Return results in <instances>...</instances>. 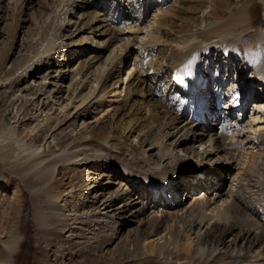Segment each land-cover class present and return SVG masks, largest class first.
I'll list each match as a JSON object with an SVG mask.
<instances>
[{
    "label": "bare ground",
    "instance_id": "6f19581e",
    "mask_svg": "<svg viewBox=\"0 0 264 264\" xmlns=\"http://www.w3.org/2000/svg\"><path fill=\"white\" fill-rule=\"evenodd\" d=\"M30 1L31 0H26L27 4ZM53 1L54 0H44L45 2L44 5L47 8H49L50 4H52ZM55 1L59 5L60 3L64 4L67 2L66 3L67 7L60 9V11L63 12L64 14L65 19L57 18L56 24H53L54 20H49L48 18L44 19L43 21L44 24L45 23L49 24V27L52 28L53 26L58 27L57 28L58 33L56 32L57 33L56 38H45L46 33L41 34L38 31L37 34H41L42 39L43 40L46 39V43L44 44L43 47L41 46L40 48L38 47L36 48V53L33 56L34 60L30 64H27L24 67L23 71L27 69L30 70L31 68H35V70L37 71L38 65L41 64V62L43 61L44 64L42 65V67L44 66V68H50L51 66H56L57 69L59 68L60 70H62L64 67L69 69V63H71V60L74 58V55L81 54L82 51L84 50V49H80V50L77 49L78 47H80L79 44L83 45L82 46L83 48L85 47L84 45H90V43L93 44V42L95 45L94 47H91L92 49L89 52L88 58L83 59V61H81L80 63L78 62L77 65L75 63L76 66L74 65L75 66L74 68H72L71 70L69 69L71 73V80L73 78L75 84H72L69 94H66L65 97H61V95L58 96L56 101L59 100L61 101L58 103L56 108H54L56 101H54L53 99H55V96L60 94L61 88L60 85L58 86L59 80L52 82L50 86L47 85L48 84L47 81L44 82V80L47 79V75L50 74V71L49 73L43 74L42 76L39 77L41 81L39 85H37L36 90L34 89V86H32V84L23 88L24 91L26 90L25 92L26 97L20 101V104L17 105V112L24 108V110L22 111L23 114L22 118H25L26 115L28 114V110L31 109L34 111L36 110L39 111L40 116L43 111L46 112L44 113L43 116L44 118L41 119L40 123L38 122L36 123V125L30 126L28 130H24L20 134H18L17 130H15L14 126L12 125L8 127V129H6L8 137H6L1 141L2 142L4 140L7 141H5L4 145H1L0 147V149H6L3 153L4 155L11 156L12 152L15 150V147L11 148L9 146L15 143H17V146L19 147L25 146L26 147L25 149L28 151L34 152L38 150L43 145L38 144L39 140H37L38 137L37 135H39V133L41 134L42 132H44L45 134L50 133L51 135L55 131H59L57 133L65 135V133H63V131H65V128H63L62 126L69 120V118L74 117V115H76V117L82 115V113L88 111L89 108H91V106L94 104H99V107H102L99 113L104 112V109L113 103L112 100L114 101L115 97L117 98L121 96L120 95L121 92L119 91L121 87L122 88L121 91H124L122 95L123 97L120 98L118 102L119 103L118 107H116L114 111V113H118L123 109L125 105L129 104V102L132 101L133 103L134 97L138 96L144 98L145 94L143 95V87L150 77L148 76L149 72L152 73L151 77L153 78L157 77V79L161 78V80L162 78L166 79L168 85H166L162 89L163 95L165 97H167L168 94L171 95L174 94V92L178 93L179 95L184 94V96H187L189 93L194 92V90L198 88L197 87L198 82L202 83V87L209 86L207 84L203 86L206 77L205 72H203L204 75L200 74V76L196 80L192 78V76L194 75L193 74L194 71L199 72L200 71L199 69L202 70L201 64L199 62L202 63L203 61L199 59L201 57L199 56V50L202 48V45L209 40L205 39L206 40V41L204 40L205 43L203 42L199 43V40L198 41L195 40L196 38L195 36H197L198 33L194 35L193 38H191V36H188V33L185 32L180 33L183 30L182 28H185L187 25L186 23L188 22L185 17L193 14L194 10L197 9L195 6H186V7L179 6L177 5L178 0H173V2L170 3L171 4L170 7L169 6L167 8L165 7L166 10L157 13L156 14L157 16L154 15L155 17L158 18L157 20L155 19L156 23L153 20L154 21L153 23L156 24V26H154L155 28L153 29H156V31L166 30L164 34L165 36L170 34L171 32L170 30L173 29L172 27L174 26L173 25L174 20L173 21L171 19L167 20V17H171L172 19L173 17H175V19L181 18L180 20L182 21L181 22L182 24L181 25L179 24L178 27L177 25H175V29H173V31L171 32L172 35H174V37L170 41L165 39V37L164 38L160 37L163 35L162 32H160L161 34L159 33L154 34L155 32L154 33L151 32V35L148 34L150 35V38H148L145 42H143L141 44L142 46L136 50V55H135L136 57L133 58V62L124 70L122 75L123 76L125 75V78H123V76L121 75L120 79L118 78L114 80L112 78L123 66L124 63L122 62H124L126 57H129L131 53L135 51L134 45L138 41L139 33H142L144 29L140 27V23H142L141 18L142 16L144 17L145 15L144 11L145 10L148 11L155 4L153 3V5H151L150 3L155 2L156 0H55ZM165 1L161 0V2H163L162 4L167 3ZM185 1L188 2L189 0H185ZM203 1L204 0H200V4L203 6L202 8L204 11V9H207V6L206 4H204ZM219 2L221 3L222 1ZM17 3L18 0H16V4ZM4 5H6L5 0H0V12L4 11ZM148 5L151 6L149 8L147 7L144 8V6H148ZM197 5L199 6V4ZM88 9L90 10L92 9L94 11H89ZM230 10L231 9L226 11L225 18H228L232 22H240L237 20H245L244 16H246V12H245L246 10L244 5L239 6L237 9L233 8L231 13H229L230 15H228V12ZM107 11L109 12L107 13ZM89 15L92 17L87 19ZM182 15L184 16L186 15V16L182 17ZM210 16L211 15H209V17ZM217 16L218 14L213 15L214 18H216ZM250 16H251V11H250ZM73 17H75L76 19L81 18V20L80 21L72 20ZM192 19L193 18H188V20L191 21ZM166 20H167L166 22L167 24L164 22ZM183 20H185L186 22ZM120 22L123 23L124 25L121 28L117 26ZM209 25H211V23H209ZM157 28H161V29H157ZM207 30H211L210 26L207 28ZM225 31L234 32V28L232 27L231 29ZM261 31L262 29L258 31L257 37L260 36V38H263V43H264V34H262ZM82 33L84 34L87 33V34L84 37H82L81 35L79 41L72 40L74 36H77V34H82ZM201 33L202 35H204L202 37L206 38L205 32H201ZM216 34L212 35V39L210 40L209 43H207L209 47L207 52L211 53L210 51H213L214 49L217 50L216 54L219 55V57L223 55L224 61L221 62L222 63L225 62L224 65L227 67L234 68L236 65L231 66L229 59L231 58V55L235 56V53L232 52L230 54L229 52V55H227L226 49H230L231 46L230 45L227 46L226 44H224L225 42L223 43V41L226 40L224 36H226L229 33L227 32L226 34H224V36L223 34H217V35ZM215 35L216 37L220 35V37L216 38L214 37ZM61 37H64L65 40L68 39L71 42L67 43L64 40L58 42ZM219 39L222 40L218 41ZM236 39H239L240 42H238V40ZM231 40L232 41L236 40L234 42V46L236 45V49L238 50V52L236 53L239 54V56L245 53L246 57L248 58L247 61L245 62L246 64H242L243 66L238 70L244 71L245 69H251L249 83H251V81H255L256 83L253 84L256 87L253 90L255 93L254 98L256 97L253 102L254 103L261 102L262 104L256 106V109L254 110L255 115L252 118L255 121V122L253 121L255 124H259L258 127L253 129V133H252L255 136L254 137L255 141H253L254 143L252 144L254 145V148L252 149L254 151L250 149L246 153L244 159H242L243 163H239L241 165H246V167L243 169L241 168L242 171L240 169H237L238 171L233 175L235 181L238 182L236 184L239 185L235 191L231 190L230 195L228 194L230 198V202L226 204L224 203V201H221V203L215 204V206L213 205L214 207H212L211 209L208 196H206L205 192H207V190L210 189L211 187L215 186L214 183L212 184V182H215L216 171H213V175H210L209 174L210 172L207 173V171L205 170L206 169L210 170L215 168L218 169V166H221V159H220L221 157H223L225 161L233 160V155H232L233 151L230 149L232 143H229L228 145L224 142H220L219 146H214V147L210 146L208 147V149H204L201 152H194V158L197 162H188L190 158L184 157V159L181 160L187 161L189 163L188 168L186 169L182 170L180 169V166H178L177 170H172V171L171 170L164 171V166L159 167V169H157L156 167L163 164L162 159L168 158L167 154L171 153V156L173 157V153L171 152L172 150H170L169 148L170 145L165 143L166 142L165 140H167L170 137H173L174 135L179 133V131L185 130L184 132L182 131L183 133L181 134L183 138L180 139L179 137L175 141V145L177 148L183 146L185 142L195 139L200 140V142L198 143L202 145L203 143H206L203 142V138L205 136H208L207 139L209 141H212L213 139L212 134H209V132H207L210 131L211 128H209L207 124H203L202 122L199 124H195L197 122L196 119H195L196 122L186 120V122L181 126L180 123L185 120V117L184 114H182L180 111L177 112L176 116H174L170 120H168V117L166 116L167 117L165 119L166 123L163 125V127L159 126L157 132H154L152 128L155 124L156 119L158 117L164 119L165 115L160 116L159 113L160 109L154 110L149 105L143 106L144 110L142 112H141L142 106L140 108L137 106L134 107L135 111L131 113L130 115L131 117L128 116L129 118L127 117V120H125L124 122L123 121L120 122L121 126H118L119 128L118 131H120L121 134L120 135L118 134L119 136H116L117 134L115 135L110 130L106 133L105 126H100L96 134L98 135L96 139L97 141L106 142L107 139L111 137L110 135L114 136L113 140L111 139L112 146L116 144V148L113 153L111 154L99 153V152L86 153V151H82V152L71 151L70 153L64 155L55 154L53 160L51 159L52 161L50 160L46 162V165H48V163L51 164L52 162L58 164L60 162L63 163V161L65 162L69 161L73 163L72 165L74 166V168H76V166H79V164H82L84 167L80 170L79 175L77 173H72V172H71L72 174L70 175L71 179H77L82 183L87 182L89 179H95V177H98V174L95 175L94 177H89L90 176L89 173L91 174L92 172L89 169H91L92 166L96 168H100L102 166V169L108 172V176L112 175L114 179L116 180L118 179V181L109 180L107 181V183H105L106 185L119 184L118 190L110 192L107 196H105L101 192L100 193L97 192L96 194L89 196L87 193L82 194L83 190H81V192L78 193V196L83 195V201L89 202L90 205L89 207L92 209L91 211H89V213L83 211V213H85V217L84 218L80 217L81 220H79L78 222L79 224L87 225L88 229L93 228L92 230H98V231L99 230L102 231L105 227H109L115 230L114 234H117L119 227L115 228V226L118 224V220H111L110 222H108L105 219L104 221V218H99V215L105 213V212L102 213L101 211H107L113 209H117V210L121 209V211L119 212H122L127 205H131L130 203H133V200L135 198L138 199V197H142L146 193H150V191H152L151 188L154 187V184L153 183L149 184V181L142 180V178H140V174H145L149 180L155 182L156 184L155 191L159 192L160 196L161 194L162 195L164 194V196L168 198V202H166L162 196L159 197V195L154 194V200H155L154 202L158 203L157 201L162 200L164 201L163 203L166 202V205H169L170 208H174L178 204L181 205V201L178 197L179 194L180 195L182 194V196L183 195L187 196V194L189 195L191 191L198 190L199 188H201V186H205V190L202 191V193H200V196L194 197L192 199V202H189L188 205L181 206L180 209H177L178 211L181 210L180 214L175 209L174 210L176 211L175 217H172V219L166 215H162L160 218L154 216L153 218L150 219L151 224L149 223L148 226H151L150 227L151 231L147 233L148 237L141 239V241L143 242L144 246L147 249V252L156 253V254H161V252H163V255H165L164 252V250H166L165 246L167 244L174 243V245L176 244L175 247H177V256L179 258L190 260L192 258L190 257L191 254H193V256L195 257V255L201 253L199 256L201 262L200 264H264V221H263L264 218V214H263L264 93H261L264 92V68H263L264 64L259 63V60L256 61V53H255V52H260L263 48H261L260 51H257V49L253 50L250 48L249 49L245 48L243 53V48L247 46V44L245 43L246 39L243 40L242 37L240 38V35H237L236 38L233 37L231 38ZM261 41L262 40L260 41L257 40V43L259 42L261 43ZM210 44L212 45L210 46ZM68 45L73 46L72 49H70L69 47L67 48ZM160 45H165V50L163 49V53L159 58L161 60L156 61V59H154V63L157 62L155 66L153 67L151 66L150 68L147 69L146 68L147 64L149 63L153 64V62H151L153 60L152 57L154 56V52L156 51L157 47ZM73 48L76 51L73 52L74 50ZM168 50H170V54L173 53L172 56H170V54L167 55ZM208 57H209L208 54L203 55L204 61L206 60L205 62L208 61ZM211 57L212 56L209 57L210 60ZM246 57L245 55L242 56L243 59H246ZM164 58H165L164 61L166 63L162 62ZM143 60L148 61L149 63H146ZM257 62L259 63V65L257 64ZM209 64L210 61L208 65ZM142 67H145L146 70H143L141 72ZM204 68L207 70L206 63ZM40 69H38V71H42V69L41 70ZM24 73L26 72H23L22 75H24ZM236 74L238 78H236L234 81H239L243 73L240 72ZM63 75L60 77H63ZM33 76L34 75H32V77ZM220 84L221 83H219V85ZM46 87H50V91L49 90L46 91L45 89ZM51 90H53L52 96H50ZM111 92L114 93L110 95L111 97H114L111 100L112 103H110V101L106 99L107 95ZM242 92H244V88L242 89ZM234 93H236V90ZM237 93L238 95H240L239 91H237ZM35 94H38V97H36L37 100L30 102L32 97H27V96L35 95ZM44 94L46 95L43 96ZM40 95L43 96V101L41 98H39ZM175 96H177V94H175ZM233 96H234L233 93H231V95L228 97V100L231 101ZM203 97L205 99L209 98V90H207V88L203 92ZM190 98L191 97H188V100ZM239 100L240 99L233 100V102L228 105L229 106L228 109L231 111L235 110L236 109L235 106L237 102H239ZM14 102L13 104H15ZM29 102H30L29 105L33 106L30 109L28 107L29 105H27V103ZM140 103L143 102L141 100L140 102L137 101L138 105ZM167 104L170 105V107ZM167 104L164 105V107L162 106L163 107L162 111L165 113L169 111V108L171 110V107L173 106L170 103ZM48 105L50 106L47 108ZM222 110H224V108L220 109L215 104L212 107L204 106L202 112V114L204 115L203 118L208 119L207 115L212 113H215L216 116L219 117L221 116ZM13 118H15V116H13ZM220 118H222V116ZM18 119L16 120V122H18ZM29 119H31V117H26V119L23 120H29ZM178 127L180 128L179 130H177ZM2 128L4 127L2 126ZM197 129H200L201 132L196 134ZM171 130L173 131L170 132ZM176 130L177 133H175ZM256 132L258 133L257 136H256ZM131 134H134V138L138 139V142L131 143L130 141V144L124 143L126 140H128L127 138ZM216 137L218 138V136ZM222 140H225V136L222 138ZM143 142H146V144L149 145L148 146L149 148H155L156 146L160 145L158 149L159 153H156V155L160 157L156 158L157 161H154L156 165H153L152 170L141 168L143 170L142 171L140 167L138 169V167H136V163L138 162L139 157H136L137 159L136 160L133 158H128L123 153V147H127V150L130 149L131 152L134 153L136 156L137 155L139 156V154L142 153L144 156L146 155L145 157H147V149L144 148ZM237 142L242 143L238 139L236 140V143ZM34 143L37 144L34 145ZM180 150L181 149L179 148L178 151ZM30 155L31 154H28V157L26 159L27 160L29 159V161L35 160V159H30L31 158ZM259 159H261L260 162H258ZM256 161L257 164H255ZM193 163H197V164L194 165ZM250 163L255 164V166L253 168H249ZM55 164L54 166L48 165V166H42L40 168L38 167V169L36 170L37 179H40L41 181L42 180L44 181L46 179L51 180L53 174L55 173V168H54ZM36 165L37 162L33 161L30 163L29 166L32 169V167L34 168ZM60 166L61 165H58L57 169H59ZM66 168L71 169L72 167H66ZM179 174H182L181 176L182 178L180 179L178 178L177 180H174L173 178L178 176ZM119 175H121V178L119 177ZM64 177L65 178L68 177V174L67 173L64 174ZM138 181L142 183L141 185H139V194L136 197L135 196L136 192L133 191V189L135 188L133 187H135V184ZM56 183H57V179H54L53 182L45 189L47 195L49 197L51 196L52 198L54 197V200L60 199L62 196L60 193L58 195L52 193L53 192L52 187ZM72 185L73 184H71L70 186ZM75 186L73 185V188ZM168 191L172 192L173 195L171 196L170 194L171 197H168L167 194ZM151 194H153V191L151 192ZM171 198L173 201H175V203L170 202ZM115 204L118 205L113 208ZM143 208L145 207L143 206ZM61 210L63 212V209ZM208 210H210L209 213H207ZM217 214L221 215V216L219 215L220 218L214 220L213 224L204 231L203 235L197 236V234L193 233L194 231L192 228L195 225L199 227L203 219L205 218H208L209 220L214 219L217 216ZM234 215L235 217L239 215L240 219H235V217L232 218V216ZM219 220H222V225H220ZM250 220H253L254 223L251 224L250 222L252 221ZM197 221L199 222L197 223ZM118 226H120V224H118ZM254 231H255L254 235L256 238L252 236L254 240H252L253 243H250L251 242L249 241L250 235H252L253 234L252 232ZM183 233L185 234L184 235L185 239L182 241L183 243H181L180 241L182 238L178 240V236L179 237L183 236L182 235ZM225 235H232V239L228 242V245L226 246H224L225 240L223 238L225 237ZM134 237L136 239H139V235H136ZM110 238L114 239L115 237H110ZM17 242H18V238L15 237H12L7 241V243L5 244L7 253H10L15 248ZM247 243L253 244L254 246L248 244L249 246L246 247ZM251 252L253 253L252 256L249 255ZM163 257L164 258L166 257L165 258L166 260L163 258L162 264H168V262L171 260V257L169 256H163ZM159 264H161V261L159 262Z\"/></svg>",
    "mask_w": 264,
    "mask_h": 264
},
{
    "label": "rangeland",
    "instance_id": "374dc122",
    "mask_svg": "<svg viewBox=\"0 0 264 264\" xmlns=\"http://www.w3.org/2000/svg\"><path fill=\"white\" fill-rule=\"evenodd\" d=\"M219 1L222 2L220 3ZM165 2L167 3L162 4L163 2H161V0L151 2L150 3L151 5H153V3L155 4L148 11L143 10L145 12V15L144 17L142 16L141 18L142 23H140V27L144 29L142 33H139L138 41L134 45L135 51H133L129 57H126L124 62H122L124 63L123 66L113 76L112 79L116 80L120 77V75L123 74L124 70L131 64V61H133V58L136 57L135 56L136 50L142 46L141 44L143 42H145L148 38H150L151 32L152 33L155 32L154 34L157 33L161 34L160 32H162L163 35L160 37L163 38L165 37V39L169 41L172 40L174 35H172L171 32L173 31V29H175V25H177L178 27L179 24L180 25L182 24L181 23L182 21L180 20L181 18L175 19V17H173L172 19L171 17H167V20L169 19H171L172 21L174 20L173 21L174 26L172 27L173 29L170 30L171 32L167 36L164 35L166 30L156 31V29H153L155 28L154 26H156L155 23L158 18L155 17L157 16L156 14L166 10L168 6L170 7L171 6L170 3H172L173 0H168ZM203 2L207 6V9H204V11L202 8L203 6L200 4V0H189L188 2L185 0L182 1L178 0L177 5L179 6H183V7L195 6L197 8L194 10L192 15H188V16L185 15L186 17L182 15V17H185L188 22L186 23L187 24L186 27L182 28L183 30L180 33H184V32L188 33V36H191V38H193V36L198 33L197 35L198 37L195 36L196 38L195 37L194 38L196 41L199 40V43L200 42L205 43L206 41L205 39L209 40L205 44H203L202 48L199 50V56H201L199 59L203 61L202 63L201 62L199 63L201 64L203 71L206 70L204 68L205 63L207 64V70L204 72L207 74L208 77L207 80H209L210 82L209 88L211 89L212 92L210 96L211 101L216 99V93H217V98L219 97L220 93L224 98H226L231 93H233L235 89H237L240 95L243 96L247 95V99L249 98L248 107L245 108V116L243 120L239 122V124L241 123V127H242L240 131H237L235 133L233 132L234 131L233 130L232 131L233 133L228 135L229 128L235 126L234 123H232V121L228 120L230 123L228 127L227 125H224L223 130L219 132V125H218V127L211 132V130L213 129L212 126L213 125L217 126V123L216 124L211 123L208 124L211 130L207 132H209V134L214 133L212 134L213 136L212 141H209L207 139L208 136H205L203 138V142L206 143H203L202 145L198 143L200 142V140L197 139L191 140L185 142L183 146H180L179 147L181 149L180 151H178L179 148L176 147L175 141L179 137L180 139L183 138L181 134L185 130H181L179 131V133H177V130L180 129L178 127V129L175 131V133L177 134L165 140L166 141L165 143L170 145L169 148L170 150H172L171 152L173 153V157L171 156V153L167 154L168 158L167 159L163 158L162 159L163 164L159 165L156 168L159 169V167L164 166V171H170V170L172 171V170H177L178 166H180V169L183 170L188 168L189 165L188 162H197L194 158V152H201L204 149H208V147L210 146L213 147L219 146L220 142H224L228 145L229 143H232L230 149L233 151L232 152L233 160L225 161L224 158L220 156L221 166H218V169L215 168V169L205 170L207 171V173L210 172L209 173L210 175H213V171H216L215 182H212V184L214 183L215 186L211 187L210 189H208L209 191L207 190V192H205L206 196H208L209 204L212 209V207H214L215 204L221 203V201H224V203L226 204L230 202V198H229L230 191L231 190L235 191L239 185L236 184L238 182L235 181L233 175L238 171L237 169H240L242 171V169L246 167V165H241L239 163H243L242 159H244L246 153L250 149L252 150L254 148V145L252 144L254 143L253 141H255L254 140L255 136L252 133H253V129L258 127L259 124H255L254 123L255 121L252 118L255 115L254 110L256 109V106L262 103L253 102L254 99L256 98V97L254 98L255 93L253 91L256 87L253 84L256 83L255 81H251V83H249L251 69H245L244 71H239L238 69H240L243 66L242 64H246L245 62L248 59L246 57V54L244 53L245 48L246 49L250 48L253 50L257 49V51H260L261 48H263L260 52H255V53H256V61L259 60V63L264 64L263 38H260V36L257 37L258 31H260L261 29H262L261 31L262 34H264V0H208V1L204 0ZM5 3L6 5H4V11L0 12V126H1L0 147L1 145H4L5 141H7L4 140L2 142L1 140L8 137L6 129H8V127H10L11 125L14 126L15 130H17L18 134H20L24 130H28L30 126L36 125V123L38 122L40 123L41 119L44 118L43 116L46 111H43L40 116L39 111L37 110L34 111L32 109L28 110V114H27L28 116L26 115V117H31V119L29 120H23L26 119V117L22 118L23 117L22 111L24 110V108L17 112V105L20 104V101L26 97L25 95L26 90L24 91L23 88L32 84V86H34V89L36 90L37 85H39L41 81L39 77L42 76L43 74L49 73L50 71V74L47 75V79H45L44 82L47 81L48 82L47 85L50 86L52 82L59 80L58 86L60 85L61 88L60 94L55 96V99L53 100L56 101L59 95H61V97H65L66 94H69L72 84H75L74 79L72 78L71 80L70 70L74 68L78 64V62L80 63L81 61H83V59L88 58L89 52L92 49L91 47H94L95 45L93 42V44L90 43V45H84L85 47L83 48L82 47L83 45L79 44L80 47H78L77 49L78 50L84 49V50L82 51L81 54L74 55V58L71 60V63H69L70 70L65 67H64L65 69L63 68L62 70H60L59 68L57 69L56 66H51L50 68H44V66L42 67V65L44 64L43 61L41 62V64L38 65V69H40L41 67L42 71H38V69L36 71L35 68H31L30 70L27 69L23 71L24 67L27 64H30L34 60L33 56L36 53V48L37 47L40 48L41 46L43 47L44 44L46 43V39L43 40L41 34L46 33L45 38H56V34L58 33L57 31L58 27L57 26H53V28L49 27V24L47 23H45L46 24L45 25L43 22L44 19L48 18L49 20H54L53 24H56L57 18L65 19V16L63 12L60 11V9L66 8L67 2L64 4L60 3L59 5L54 0L53 3L50 4L49 8H47L44 5L45 3L44 0H31L28 4L26 0H18L17 4H16V0H5ZM197 4H199V6ZM241 5H244L246 10L245 11L246 16H244L245 20H237L240 22H232L228 18H225L227 10L231 9L228 12V15H230L229 13H231L233 8L237 9ZM150 6L149 5L144 6V8L146 7L149 8ZM88 10L94 11L92 9L91 10L88 9ZM250 11L252 17L250 16ZM108 12L109 11H107V13ZM215 14H218L217 17L219 18L217 17L214 18L213 15ZM209 15L211 16L209 17ZM91 17L92 16L89 15L87 19ZM188 18H193V19L191 21L188 20ZM72 20L80 21L81 18L76 19L75 17H73ZM153 20L155 21V23H153L154 22ZM167 20L164 22L166 23ZM209 23H211V25H209ZM209 26L211 30H207ZM232 27L234 28V32L225 31L231 29ZM157 29H161V28H157ZM38 31L41 34H37ZM201 32H205L206 38L202 37L204 35H202ZM227 32L229 34L224 36V34H226ZM216 33L223 34V36L226 39L223 41V43L225 42L224 44H226L227 46L229 45L231 46L230 49H226L227 55H229V52L230 54L232 52L235 53V56L231 55V58L229 56L230 58L229 62L231 66L236 65L234 68L227 67L224 65L225 62L224 63L221 62L224 61L223 55L219 57V55L216 54L217 50L214 49L213 51H210L212 54L207 52L209 48L207 43H209L210 40L212 39V35ZM86 34L87 33L77 34V36H74L72 40L79 41L80 36L82 35V37H84ZM216 35L214 37H216ZM237 35H240V38L242 37L243 40L246 39L245 43L247 44V46L243 48V53H244L243 55H245L246 59L242 58L243 55L239 56V54L236 53L238 52V50L236 49V45L234 46V42L236 40L240 42L239 39L233 41L231 40V38L233 37L236 38ZM219 37L220 35H218L216 38ZM61 40L62 41L64 40L67 43L71 42L68 39L65 40L64 37H61L58 42H60ZM220 40L222 39H219L218 41ZM257 40L258 41L262 40L261 41L262 45L260 42L257 43ZM211 45L212 44H210V46ZM68 47L72 49L73 46L68 45L67 48ZM163 49L165 50V45H160L157 47L156 51L154 52V56L152 57L153 60L151 61L153 62V64L143 60L144 62L150 64V65L147 64L146 66L147 69L150 68L151 66L152 67L155 66L157 62L154 63V59H156V61L161 60L159 58L163 53ZM74 51L76 50L74 49L73 52ZM168 54H170V50L167 51V55ZM204 54H208L209 57L212 56L211 60L208 57V61L205 62L206 60L204 61L203 58ZM172 55L173 53L170 54V56ZM164 60L165 58L162 60V62H165ZM209 61L210 64L208 65ZM259 63L257 62L258 65ZM143 70H146L145 67H142L141 72ZM23 72L26 73L22 75ZM240 72L243 73L242 77L239 79V81H234L236 78H238V76H236L237 75L236 73H240ZM32 75L34 76L32 77ZM62 75L63 77H60ZM148 76L150 77L143 87V95L145 94L144 98L138 96L134 97L133 103L132 101L129 102V104L125 105L123 109L118 113H114V111L116 107H118L119 104L118 102L120 98L123 97L122 95L124 91H121L122 90L121 87L119 89V91L121 92L120 97L117 98L111 97L110 95L114 94L113 92L107 95L106 99L110 101V103L112 102L113 103L109 105L110 107L108 106L107 108H105L104 112L99 113L102 107H99V104H94L91 106V108H89L88 111L82 113V115L77 117L76 115H74V117L69 118V120L62 126L63 128H65V131H63L65 135L57 133L59 131H55L51 135L50 133L49 134H45L44 132H42L41 134L39 133V135H37L38 136L37 140H39V143L38 142L37 143L42 144L43 146L40 147L38 150L34 152L28 151L25 149L26 148L25 146L19 147L17 146V143H15L9 146L11 148L15 147V150L12 152L11 156H7L3 154L6 149H0V264H159L160 261L162 264V260L164 258L163 256L171 257V260L170 261L168 260L169 261L168 264H187V263L200 264L201 263L199 259L201 253L195 255V257L193 256V254H191L190 257L192 258L190 260L179 258L177 256V247H175L176 244L174 245V243L167 244L165 246L166 249L164 250L165 255H163V252H161V254L147 252V249L144 246L141 239L148 237L147 233L151 231L150 228L151 226H148L149 223L151 224L150 222L151 218H153L154 216L160 218L162 215H166L172 219V217H175V213H176V211L174 210L180 209L181 206L188 205L189 202H192V199L194 197L200 196V193H202V191L205 190V186H201V188H199L198 190L191 191L189 195L187 194V196L186 195L182 196V194L181 195L179 194L178 197L181 201V205L178 204L174 208H170V206L166 205V202L163 203L164 201L162 200L157 201L158 203L154 202L155 201L154 193H156L155 191L156 184L152 180H149L145 174H140V178H142V180L149 181V184L151 183L154 184V187H152L153 194H151L152 191L149 190L150 193H146L145 194L146 196L143 195L144 197L143 196L138 197V199L135 198L133 200V203H130L131 205H127L122 212H119L121 211V209L120 210L113 209V210L101 211L102 213L103 212L105 213H103L104 215L103 214L99 215V218H104V221L105 219L108 222H110L111 220H118V224H120V226H118L117 224L115 228L119 227V230L117 234H114L115 230L109 227H105L102 231L101 230L98 231V230H92L93 228L88 229L87 225H82L78 223L79 220H81V218L85 217V213H83V211L89 213V211L92 210L89 207L90 206L89 202L83 201V195L78 196V193H80L81 190H83L82 194L87 193L89 196H92L97 192L98 193L101 192L105 196H107L110 192L117 191L119 188V184H110V185L105 184L109 180L115 181L116 179H114L112 175L108 176V172H106V170H103L102 166L100 168H96L92 166L91 169H89L90 171H92L91 174L89 173L90 175L89 177H94L97 174L98 177H95V179H89L87 182H83V183L78 181L77 179H71L70 175L72 173H77L79 175L80 170L84 166L82 164H79V166H76V168H74V166L72 165L73 163L69 161L66 162L63 161V163L60 162L58 164H55L54 162H52L51 164L48 163V165L51 166H54L55 164L54 167L55 173L53 174L51 180L46 179L44 181L43 180L41 181L40 179H37L36 176V170L38 169V167L40 168L42 166H48L46 165V162L50 161L51 159L53 160L55 154L64 155L70 153L71 151H77V152L86 151V153H96V152L108 153V154L113 153L116 148V144L112 146V140L114 136L110 135L111 137L107 139L106 141L107 143H106L104 141L103 142L97 141L96 138L98 137V135L96 134L100 126H105L106 133L110 130L115 135L117 134L116 136H119L121 134L120 131H118L119 130L118 126H121L120 122L121 121L124 122L125 120H127L128 116L131 117L130 116L131 113L135 111L134 107L138 106L140 108L142 106L141 109L142 112L144 110L143 106L149 105L154 110L160 109L159 110L160 116L165 115L164 119H161L160 117L156 119L155 124L152 128L154 132H157L159 126L163 127V125L166 123L165 119L167 117L168 120H170L171 118L176 116V113L180 112V109L177 108L178 96H175V94L177 93L174 92V94L172 95L168 94L167 97H165L163 95L162 89L166 85H168L166 79L162 78L161 80V78L160 79H157V77L153 78L151 77L152 73L150 72L148 73ZM219 83H221L222 85H219ZM231 88L232 90H230ZM243 88H244V92H242ZM45 89L46 91L47 90L50 91V87H46ZM50 93H51L50 96H52L53 90H51ZM45 95L46 94H44L43 96ZM43 96L42 95L39 96V98H41L42 101H43ZM27 97H32L30 102L36 101L37 100L36 97H38V94L29 95ZM176 97H177V101L175 99ZM113 98L114 101L112 100ZM140 100L143 103H140L138 105L137 101L140 102ZM208 100L209 98L207 99V101ZM12 101L15 104H13ZM60 101L61 100L56 101L54 108L57 107ZM30 102L27 103V105H29ZM167 103H170L173 106L171 107V110L169 108V111L165 113L162 111V109L164 105H166ZM49 106L50 105H48L47 108ZM168 106L170 107V105ZM209 106H211V104ZM28 107L30 109L33 106L29 105ZM253 107H255V109H253ZM225 113L229 114L230 116L234 112L230 113L227 110H225L223 111V114ZM13 116H15V118H13ZM221 116L223 115L221 114ZM17 119L18 122H16ZM195 119L198 120V117ZM202 120L206 121L207 119H202ZM185 122H186V118L183 122L180 123V125L182 126V124H184ZM2 126L4 128H2ZM172 131L173 130H171L170 132ZM200 132H201L200 129L196 130V134ZM257 135L258 133L256 132V136ZM216 136L220 138L218 139ZM224 136H225V140H222ZM127 139L128 140H126L124 143L130 144V141L131 143L138 142V139L134 138V134L129 135ZM237 139L240 140V142L242 143H238V142L236 143ZM37 143H34V145H36ZM143 146L144 148L147 149V157H145L146 155L144 156L142 153L139 154V156L138 155L136 156L134 153L131 152L130 149L127 150V147H123V153L128 158L136 159V157H139L138 162L136 161L137 162L136 167H138V169L140 167V169L142 168V169L152 170L153 165H156L154 161H157L156 158L160 157L156 155V153H159L158 149L160 145L156 146L155 148H149L148 147L149 145L146 144V142H143ZM28 154H31L30 159H35V160H30V161L29 159L27 160L26 158L28 157ZM184 157L185 158L188 157L190 158V160L188 162L182 161L181 159H184ZM260 160L261 159H259L258 162H260ZM33 161L37 162V165L34 168L32 167L31 169L29 165ZM193 164L195 165L197 163H193ZM255 164H257V161ZM255 164L250 163L249 168H253ZM58 165H61L59 169H57ZM66 167H72V168L68 169ZM66 173L68 174V177L65 178L64 174ZM181 176L182 174H179L173 179L174 180H177L178 178L180 179L182 178ZM119 177L121 178V175H119ZM54 179H57V183L52 187V191H53L52 193L56 195L60 193L62 195L61 196L62 199L60 198L54 200V197L53 198L51 196L49 197L45 192V189L53 182ZM116 181H118V179ZM141 183L142 182L138 181L135 184V187H133L135 188L133 189V191L136 192L135 195L136 197L139 194V185H141ZM71 184L76 186L73 188V185L70 186ZM167 194L168 197H171L173 195L172 192L169 191ZM169 194H171V196ZM161 196L159 195V197ZM164 199L165 201H168L166 200V198ZM170 202L175 203V201H173L172 198ZM117 205L118 204H115L113 208L116 207ZM143 206L145 208H143ZM61 209H63L64 213L62 212ZM209 211L210 210H208L207 213H209ZM178 213L180 214L181 210H179ZM219 215L220 214H217V216L211 220H209L208 218L203 219L199 227L195 225L192 228L194 231L193 233L197 234V236L203 235L204 231L213 224L214 220L220 218L221 215L220 216ZM233 217H235V215L232 216V218ZM235 219H240V216L239 215L236 216ZM250 221H252L250 222L251 224L254 223L253 220ZM198 222L199 221H197V223ZM219 223L220 225H222V220H219ZM252 233L253 234L250 235V240H249L251 241L250 243H253L252 240L256 238L254 235L255 231ZM136 235H139V239H136L134 237ZM182 235L183 236L180 237L178 236V240L182 238L180 241L181 243H183L182 241L185 239L184 238L185 234L183 233ZM12 237L18 238V242L16 243L15 248L10 253H7L5 244ZM110 237H115V238L111 239ZM223 238L225 240L224 246H226L228 245V242L232 239V235H225V237ZM248 244L249 243L246 244L247 245L246 247H248L249 245L254 246L253 244H249V245ZM249 255L252 256L253 253L251 252Z\"/></svg>",
    "mask_w": 264,
    "mask_h": 264
}]
</instances>
